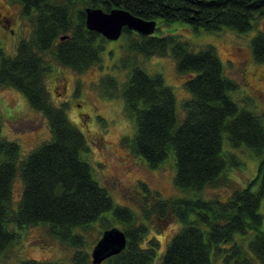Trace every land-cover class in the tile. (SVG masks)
I'll return each mask as SVG.
<instances>
[{
  "label": "trees",
  "instance_id": "trees-1",
  "mask_svg": "<svg viewBox=\"0 0 264 264\" xmlns=\"http://www.w3.org/2000/svg\"><path fill=\"white\" fill-rule=\"evenodd\" d=\"M16 1L33 21L34 31L30 39L19 43L15 56H8L0 45V86L22 92L30 106L48 120L53 138L22 160L19 144L1 138L0 118V255L18 239L15 226H46L53 236L75 248L73 264H91L84 233L96 223L103 232L112 229L114 219L128 237L127 248L103 264H152L159 243L145 242L146 224L139 223L130 209L116 207L94 178L91 165L83 158L88 151L86 137L64 108L52 105L46 77L54 62L77 73L102 62L109 41L87 29V8L105 12L120 8L146 21L161 19L188 23L195 30L229 29L246 34L256 27L254 21L264 18V0ZM124 36L130 53L147 58L165 56L171 49L192 94L183 105L186 116L180 123L175 94L163 75L133 68L120 95L136 123V134L128 141L137 156L152 168L173 157L174 183L182 191L229 184V167L239 162L224 152L225 136L232 147H247L264 156V116L240 109L231 96L238 86L225 75L213 46L194 51L175 36L145 37L128 29ZM252 50L255 60L264 63L263 30L252 40ZM18 176L24 191L14 211L12 192ZM256 181L260 182L258 191L235 189L227 201H159L154 215L159 219L172 216L183 225L159 264H264L259 211L264 198V158ZM192 215L195 220H190ZM249 234H253L250 240ZM21 264L56 263L26 260Z\"/></svg>",
  "mask_w": 264,
  "mask_h": 264
},
{
  "label": "rangeland",
  "instance_id": "rangeland-1",
  "mask_svg": "<svg viewBox=\"0 0 264 264\" xmlns=\"http://www.w3.org/2000/svg\"><path fill=\"white\" fill-rule=\"evenodd\" d=\"M0 14L6 17L4 22H0V45L8 56H15L19 43L32 37L33 21L16 0H0ZM157 24L156 37L175 36L194 51L213 46L224 66L225 75L238 86L231 96L240 109L264 116V63L255 60L252 50V40L258 31H264V18L254 21L256 27L246 34L229 29L218 32L195 30L188 23H166L161 19ZM122 36L118 41H109L102 54V62L83 73L54 62L52 72L46 77V85L52 105L64 108L71 123L86 137L88 151L83 153V158L91 165L94 178L107 190L116 207L130 209L139 223L146 224L145 242L159 243L157 257L152 263L159 264L167 246L183 225L172 216L159 219L154 215L157 203L173 199L227 201L235 189L251 187L256 192L260 184L256 180L264 156L259 157L247 147H232L225 136L224 152L238 158L239 165L229 167V184L208 187L204 191H182L176 187L173 157L160 167H150L129 146L128 140L136 134V123L125 110L120 95L123 85L135 66L149 74H162L166 85L175 94L180 123L186 116L183 105L192 98V94L186 87L187 76L178 72L171 49L165 56L147 58L139 53H130L128 39ZM112 82L117 88L110 86ZM0 118L1 138L19 144L22 160L53 138L48 120L34 110L25 95L15 88L0 86ZM81 125L90 132L86 133ZM23 191L24 183L18 176L12 192L14 211L18 210ZM259 211L263 215L261 231L264 232V198ZM195 219V215L190 218ZM112 221L115 227L122 228L117 221ZM14 230L18 239L0 255V264H21L26 260L73 264L75 248L53 236L48 227L22 229L15 226ZM103 230L96 223L84 233L91 261L92 251ZM252 236L249 234L248 240Z\"/></svg>",
  "mask_w": 264,
  "mask_h": 264
},
{
  "label": "water",
  "instance_id": "water-1",
  "mask_svg": "<svg viewBox=\"0 0 264 264\" xmlns=\"http://www.w3.org/2000/svg\"><path fill=\"white\" fill-rule=\"evenodd\" d=\"M86 26L90 31L101 34L108 41H118L125 29L141 36H153L157 30V21H146L125 9L116 8L109 12L102 9H86ZM128 237L118 227L105 230L95 245L91 258L92 264H103L119 255L127 248Z\"/></svg>",
  "mask_w": 264,
  "mask_h": 264
},
{
  "label": "flooded vegetation",
  "instance_id": "flooded-vegetation-1",
  "mask_svg": "<svg viewBox=\"0 0 264 264\" xmlns=\"http://www.w3.org/2000/svg\"><path fill=\"white\" fill-rule=\"evenodd\" d=\"M3 19H6V17H3L2 14H0V22L3 21ZM4 22V21H3ZM84 116V115H83ZM81 128H85L86 133L87 131L90 132L88 129H86V127H84L83 125H81Z\"/></svg>",
  "mask_w": 264,
  "mask_h": 264
}]
</instances>
